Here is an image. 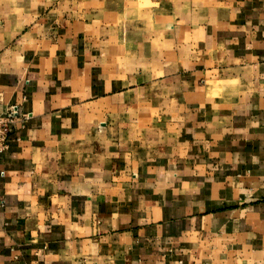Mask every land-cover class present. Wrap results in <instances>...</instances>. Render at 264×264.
Segmentation results:
<instances>
[{
    "label": "crops",
    "instance_id": "0c3cea01",
    "mask_svg": "<svg viewBox=\"0 0 264 264\" xmlns=\"http://www.w3.org/2000/svg\"><path fill=\"white\" fill-rule=\"evenodd\" d=\"M0 264H264V0H0Z\"/></svg>",
    "mask_w": 264,
    "mask_h": 264
},
{
    "label": "built area",
    "instance_id": "2783aa9c",
    "mask_svg": "<svg viewBox=\"0 0 264 264\" xmlns=\"http://www.w3.org/2000/svg\"><path fill=\"white\" fill-rule=\"evenodd\" d=\"M19 115L18 108L9 107L5 114L0 115V155L10 147L12 126Z\"/></svg>",
    "mask_w": 264,
    "mask_h": 264
}]
</instances>
